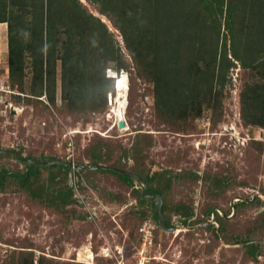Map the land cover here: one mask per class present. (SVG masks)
Listing matches in <instances>:
<instances>
[{"label":"rangeland","instance_id":"obj_1","mask_svg":"<svg viewBox=\"0 0 264 264\" xmlns=\"http://www.w3.org/2000/svg\"><path fill=\"white\" fill-rule=\"evenodd\" d=\"M79 1L107 27L112 44L124 55L127 66L119 73L126 82L118 73L115 93L108 81L101 106L95 102L102 98L93 93L91 100L83 94L70 103L60 96L57 60L52 105L45 94H29L28 60L24 90L12 89L7 23H0V149L19 150L24 158L118 167L116 162L131 172L158 171L150 185L162 191L163 216L179 230L158 227L153 201L138 197L139 182L129 185L101 168H72L70 175L67 168L38 162L37 176L22 184L11 173H23L27 161L0 152V173H7L0 184V264H23L30 257L32 264L38 258L40 264H117L121 252L125 262H133L146 220L153 223L148 264H264V126L243 118L241 100L259 80L256 71L236 62L214 107L203 102L199 112L167 122L156 110L153 81L136 72L112 16L101 13L96 3ZM220 32H227L223 24ZM118 91L127 97L124 129L114 124L111 113ZM67 187L72 193L64 203L58 193ZM240 200L246 204H235ZM88 209L94 214L89 216ZM250 245L256 256L248 253Z\"/></svg>","mask_w":264,"mask_h":264},{"label":"trees","instance_id":"obj_2","mask_svg":"<svg viewBox=\"0 0 264 264\" xmlns=\"http://www.w3.org/2000/svg\"><path fill=\"white\" fill-rule=\"evenodd\" d=\"M89 1L98 4L101 13L112 16L127 53L137 63L136 72L153 81L156 110L167 122L199 112L203 102L209 108L214 107L230 68L237 62L259 76L257 83L242 93V116L264 126V0ZM27 12L32 15L29 20ZM2 22L7 23L10 88L24 90V68L29 60V94L36 97L45 94L47 101L54 105L55 65L59 60L61 98L71 103L83 94H89L86 100L97 94L102 101H96L95 105L101 106L106 102L108 81L116 93L115 77L120 69L126 68L127 62L120 49L112 44L107 27L87 12L79 0H0ZM222 24L227 31L224 36L220 32ZM58 41H61L60 53H57ZM14 97L21 99L18 94ZM49 166L67 172L64 165ZM98 170L112 173L132 185V179L124 174ZM133 171L144 178L147 191L161 195L162 191L150 185L158 171L151 174ZM37 173L38 164L29 166L23 173L11 174L25 184L29 176ZM4 174L0 173V184ZM71 193L72 188L67 187L64 193L58 194L66 203ZM137 193L154 204L152 197ZM235 204L242 206L246 202L240 200ZM180 208L189 215L184 206ZM164 210L162 203L161 212ZM164 219L171 226L170 219L166 216ZM247 250L256 256L255 246L250 245ZM32 261L30 257L23 264H32Z\"/></svg>","mask_w":264,"mask_h":264},{"label":"water","instance_id":"obj_3","mask_svg":"<svg viewBox=\"0 0 264 264\" xmlns=\"http://www.w3.org/2000/svg\"><path fill=\"white\" fill-rule=\"evenodd\" d=\"M109 100L111 102V96L110 95H109ZM116 126L119 129L123 128L125 126L123 119H118ZM0 152L14 153V154L18 155L19 157H21L22 159H25V158H23V156L21 155V152L19 150L0 149ZM27 161L31 165L36 164L38 162H44V163H48V164H53V163L61 164V165L66 166V168L69 172L71 171L72 168H74V169H78V168L98 169V168H101V169H107V170H111V171H114L117 173L124 174V175L128 176L129 178H131L132 180L140 183V193L142 195H144L146 197H152L154 199V212L156 214L155 220L157 221L158 227L160 229L166 231V232H172L175 229L174 225L167 226L165 223L163 213L161 212L162 196L159 193L147 191L145 180L134 172L124 170V169L114 167V166L104 165V164H93V165L74 164L73 162L68 161V160L56 159V158L45 157V156L36 157V158H29V159H27Z\"/></svg>","mask_w":264,"mask_h":264},{"label":"built area","instance_id":"obj_4","mask_svg":"<svg viewBox=\"0 0 264 264\" xmlns=\"http://www.w3.org/2000/svg\"><path fill=\"white\" fill-rule=\"evenodd\" d=\"M72 171V175H73ZM71 175V172H70ZM95 208V207H92ZM89 211L88 214L89 216H91L92 214H94V211L88 209ZM150 220H146L144 221V223L140 226L139 231L141 232V241H140V245L139 248L137 249L136 252V257L135 260L133 262H125V260L123 259V255L121 252V258L118 259V263L117 264H148L149 263V259L151 258L150 256H148L145 252L147 250L148 247H150L152 245V228H153V223H149ZM174 227L176 228V222H174ZM177 231L179 229H174V231ZM157 256H152V258H155Z\"/></svg>","mask_w":264,"mask_h":264},{"label":"bare ground","instance_id":"obj_5","mask_svg":"<svg viewBox=\"0 0 264 264\" xmlns=\"http://www.w3.org/2000/svg\"><path fill=\"white\" fill-rule=\"evenodd\" d=\"M119 80L122 84L126 82L124 79V73L120 75ZM126 99H127L126 93L123 91H118L117 95L113 98V102L111 101L112 103H114V105L116 103V107L114 108V105H113V107L111 108V113H113V115L115 116L114 117L115 125L117 124L118 119H122L123 117L124 109L126 105Z\"/></svg>","mask_w":264,"mask_h":264},{"label":"flooded vegetation","instance_id":"obj_6","mask_svg":"<svg viewBox=\"0 0 264 264\" xmlns=\"http://www.w3.org/2000/svg\"><path fill=\"white\" fill-rule=\"evenodd\" d=\"M24 158V157H23ZM27 159H29V157L27 158V157H25V159L24 160H26L27 161ZM27 163V165H26V167H25V171H27L28 170V168H29V166H31V164L27 161L26 162Z\"/></svg>","mask_w":264,"mask_h":264},{"label":"clouds","instance_id":"obj_7","mask_svg":"<svg viewBox=\"0 0 264 264\" xmlns=\"http://www.w3.org/2000/svg\"><path fill=\"white\" fill-rule=\"evenodd\" d=\"M120 75L122 74V73H119Z\"/></svg>","mask_w":264,"mask_h":264}]
</instances>
